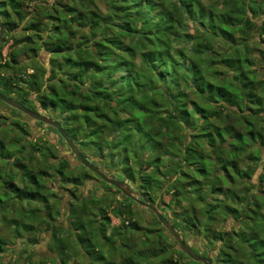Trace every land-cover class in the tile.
I'll use <instances>...</instances> for the list:
<instances>
[{
  "label": "trees",
  "instance_id": "obj_1",
  "mask_svg": "<svg viewBox=\"0 0 264 264\" xmlns=\"http://www.w3.org/2000/svg\"><path fill=\"white\" fill-rule=\"evenodd\" d=\"M0 21L6 30L0 69L11 70L0 73L1 93L59 113L82 154L96 153L102 171V156L109 158L149 201L165 184L169 199L161 192L158 208L178 232L218 245L213 264H264V162L258 191L248 194L240 185L264 151V79L256 78L250 55L252 31L264 35V0H0ZM41 51L51 56L47 66L37 59ZM22 54L33 60L28 78L18 75ZM12 125L27 132L17 120ZM22 142L0 139V222H14L15 237L19 227L33 233L34 222L46 223L62 256L120 264L113 259L119 250L127 254L122 264H179L156 246L132 255L115 249L130 247L122 240L141 230L123 201L112 205L74 191L68 234L59 233L52 213L42 212L49 200L45 181L57 177L75 188L91 171L82 165L76 175L64 157L52 165L57 153L36 142L37 165L23 163L16 175L11 166L31 157ZM22 202L29 208L15 206ZM111 215L119 224L111 226ZM230 216L236 226L212 229ZM7 243L0 233V254ZM62 256L58 264H69Z\"/></svg>",
  "mask_w": 264,
  "mask_h": 264
},
{
  "label": "rangeland",
  "instance_id": "obj_2",
  "mask_svg": "<svg viewBox=\"0 0 264 264\" xmlns=\"http://www.w3.org/2000/svg\"><path fill=\"white\" fill-rule=\"evenodd\" d=\"M51 1V0H50ZM259 20V18L255 19ZM260 23V22H258ZM6 31V30H5ZM5 31L2 36H4ZM258 30L252 31L251 37H255L256 42H253L250 44V47H253L250 55L257 59V62L255 64V71H256V78L257 79H264V56L259 53V51L263 52L264 55V35L261 33H258ZM16 35L18 33H15ZM7 35H10V33L7 32ZM1 36V37H2ZM12 43V40H8L5 45L1 48L2 56H5L6 51L8 50V46ZM1 44V40H0ZM50 54L41 51L37 55V59L43 63V65H48V60L50 58ZM19 62L21 63L22 70L19 71L18 75H21L22 77L28 78L27 74L32 73V69L30 64L33 62L31 58L27 55H20L18 57ZM26 67V72H24V68ZM11 70H1L0 73H2L3 76H7V74L10 73ZM213 78L214 75L210 74ZM12 98V97H11ZM27 107V106H26ZM29 108V107H27ZM33 110L31 107L29 108ZM37 112L49 116L59 122L61 124L63 123V120L60 117V114L57 112H54L50 109H42L39 105L36 109ZM17 120L23 128L27 132H20L16 127L12 125L13 121ZM15 128L14 131L11 130V128ZM13 135L14 138L18 139L21 137L23 146L26 147V150L29 149L31 157H27L25 159H22L18 161L17 163L13 164L11 166L12 171L18 175L21 171L22 164L29 165L31 163L32 165H37L36 163V156L38 155L36 149L32 148L33 143L38 142V144H45L47 143L51 148L54 150V153H57L58 158L57 159H51L50 163L52 165H56L58 160L61 159V157H64L66 161L69 163L70 167H73V170L75 171L76 175H81L83 172L82 170V164L76 159L70 148L68 147L67 143L62 139L58 131L42 122L36 119H33L32 117L28 116L27 114L23 112H16L13 110V107L9 106L6 103H2L0 101V139L9 140L11 136ZM87 153V154H86ZM83 155L91 162L95 163L97 166L100 167V158L99 156H96V153L91 155L89 151H86ZM31 159V161H29ZM102 160L107 164V166L104 167L103 172L107 175L123 182L127 187L130 188L132 191V194L139 199V194H142L143 192L133 189L132 187H136V183H133V181L126 179V175H124L122 169L118 168L119 166H116V164L113 163V165L110 163L111 160L109 158ZM264 162V151L262 152L261 156V163L256 170H254L252 177L248 178L245 177L243 180L240 181L241 187H245L249 189L248 194L258 191L259 189V181H258V174L261 170L262 163ZM31 165V166H32ZM249 164H245L244 168H247ZM39 166L41 164L39 163ZM6 168L7 166H3ZM91 171V170H90ZM18 173V174H17ZM79 173V174H78ZM117 173L121 175V177L116 178L114 176H117ZM123 179V180H120ZM127 181H126V180ZM102 179H100L95 173L91 171L90 175L86 178H80L77 181V187L74 188V186L63 184L62 181L59 178H52L45 181V185L47 187V194H48V205L45 209H42V212H44L46 215L50 211L52 213V217L55 218L52 222L55 225L60 226L59 233H63L64 235H67L68 232L66 231L69 227L68 221H67V215H68V208L69 203L73 200L72 192L75 191L77 197L79 198H90L91 195L96 196L97 198L101 199L104 202H112L111 204L114 205L117 202H124L126 205H130L131 213L133 219L137 222L138 228L141 229L137 232L129 233L128 237L123 241L125 245H129L130 247H117L115 246V249H128V253L131 255L136 252V249H155L156 247L158 250H164V256H169L173 259V261H176L179 264H195L192 260L190 261L188 256L182 255L180 253V247L176 243V241L173 239V237L167 232V230L162 226L161 223H157L156 217L154 213L149 210L147 207L139 204L134 199L126 200L124 197H122V192L117 191L118 188L114 187L113 185L107 186L104 185L101 182ZM17 183L19 182L18 179L15 180ZM166 185L164 184V187ZM164 187L162 190H155L151 193V197H153L154 202H151L153 204L159 205V196L160 193L164 191ZM72 190V191H71ZM120 190V189H119ZM2 191V187H0V192ZM164 193V192H163ZM143 195V194H142ZM145 198H148L146 195ZM120 198V199H119ZM169 199V195L164 193L162 196V200L164 202H167ZM11 202V200H9ZM8 203V202H7ZM104 203V204H106ZM104 204H101L102 206ZM16 207H23L24 209L29 208V206H26L24 202L21 203L20 206L15 205ZM14 206V207H15ZM13 207V208H14ZM197 207H199V204H197ZM12 208V209H13ZM160 210V208H158ZM9 210L8 217L15 218L16 216L11 215V209ZM161 211V210H160ZM178 211V210H177ZM173 212V211H172ZM262 212H264V209H262ZM43 213V214H44ZM234 222H231L232 220ZM111 226L119 224V219L111 215ZM237 221L234 220L232 216H230L227 220L220 222H214L212 223L211 227L212 229H215L216 231L221 230L223 225L231 227L236 226ZM33 223V222H32ZM33 228L36 230L35 232L27 233L22 230L21 227H19L18 233L19 237H15L16 234L12 231L14 229V222L11 221H2L0 222V233L8 240L7 245L5 246V251L0 254V262L5 264H58L57 260L60 259L61 255V247L60 246H54V248L51 246V233L46 223H41L39 225L38 222L33 223ZM112 228L109 227L107 234L111 233ZM183 240L187 243L190 250L194 252L195 254H201L208 256L209 258L214 260V256H216L217 247L218 245L213 243H208L206 239L199 234H193L189 231H183L178 232ZM143 234L148 236L153 242L154 247H150L152 245L151 243H148L147 245H143L142 241L144 240ZM117 237V236H116ZM157 242H160L159 244ZM158 244V245H156ZM156 246V247H155ZM106 252L108 249H110L109 245H104L102 247ZM130 249V250H129ZM124 252H120L118 250V253L113 254V259L122 264L127 254H124ZM66 257L69 264H88L83 258H77L78 256H73L71 252H69L67 255L62 256ZM157 260V259H156ZM156 264H166V263H160L159 260L156 261ZM168 264H174V262H170ZM197 264H203L202 262L198 261Z\"/></svg>",
  "mask_w": 264,
  "mask_h": 264
},
{
  "label": "water",
  "instance_id": "obj_3",
  "mask_svg": "<svg viewBox=\"0 0 264 264\" xmlns=\"http://www.w3.org/2000/svg\"><path fill=\"white\" fill-rule=\"evenodd\" d=\"M5 30L4 24L0 21V38L3 35ZM0 100L3 101L4 103L8 104L9 106L20 110L21 112L27 114L28 116L32 117L33 119L42 121L52 127H54L58 133L60 134V136L62 137V139H64V141L67 143L68 147L70 148V150L72 151V153L74 154V156L76 157V159L83 165L85 166L87 169L91 170L93 173H95L100 179H102L103 181L109 183L110 185H113L114 187L120 189V191L127 197H130L132 199H134L135 201H137L139 204L147 207L149 210H151L156 219L162 224V226L167 230V232L173 237V239L176 241V243L178 244V246L181 248V250L192 260L194 261H200L203 264H213L212 260L205 255H201V254H195L194 252H192L189 248V246L187 245V243L183 240V238L181 237V235L178 233V231L173 227V225L171 224V222L163 215V213L158 209V206L156 204H153L151 202H149L142 194H139V197H141V199H139L138 197L134 196L132 194V191L130 190L129 187H127L123 182L107 175L106 173H104L100 167H98L97 165H95L94 163H92L91 161H89L79 150V148L76 146V144L72 141V139L70 138V136L68 135V133L63 129V127L61 126L60 122H58L57 120L43 115L37 111L31 110L29 108H27L26 106H24L23 104H21L20 102H18L17 100L3 94L0 92Z\"/></svg>",
  "mask_w": 264,
  "mask_h": 264
},
{
  "label": "flooded vegetation",
  "instance_id": "obj_4",
  "mask_svg": "<svg viewBox=\"0 0 264 264\" xmlns=\"http://www.w3.org/2000/svg\"><path fill=\"white\" fill-rule=\"evenodd\" d=\"M5 31V30H4ZM34 111H36V110H34Z\"/></svg>",
  "mask_w": 264,
  "mask_h": 264
}]
</instances>
